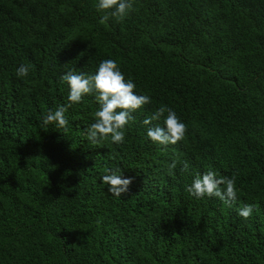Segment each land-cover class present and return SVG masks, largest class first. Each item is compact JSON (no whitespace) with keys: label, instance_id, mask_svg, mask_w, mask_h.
Segmentation results:
<instances>
[{"label":"trees","instance_id":"1","mask_svg":"<svg viewBox=\"0 0 264 264\" xmlns=\"http://www.w3.org/2000/svg\"><path fill=\"white\" fill-rule=\"evenodd\" d=\"M98 2L0 0V264H264V0H133L123 20ZM109 58L151 97L124 142L86 139L95 94L45 130L61 76ZM165 105L187 125L167 146L142 123ZM117 167L121 197L101 182ZM209 169L235 177L231 205L185 191Z\"/></svg>","mask_w":264,"mask_h":264},{"label":"clouds","instance_id":"2","mask_svg":"<svg viewBox=\"0 0 264 264\" xmlns=\"http://www.w3.org/2000/svg\"><path fill=\"white\" fill-rule=\"evenodd\" d=\"M133 7V0H99L97 4L98 11L111 10V16L117 20H123ZM107 19H109L107 15L101 17V23ZM29 71V65L21 64L15 74L23 78ZM61 81L66 83L69 89L68 103L57 107L54 111L48 110L41 119V126L47 130L48 125H54L55 128L63 129L66 133L69 121L65 113L68 108L80 103L85 95L95 94L99 108L94 113V122L86 127L85 133L86 139L93 145L109 136L112 143L122 144L125 139L123 129L133 118L131 114L151 103L150 96L136 94L134 91L136 84L130 79L125 80L118 63L110 58L99 63L94 75L76 73L74 69H69L61 76ZM161 117H164L163 126L152 125L153 121H158ZM142 123L150 125L146 135L153 144L164 146L176 144L183 140L187 132V125L166 105L158 107L152 116L145 118ZM176 166L175 161L170 165L172 169ZM188 169V163L184 162L181 171L186 172ZM101 182L107 185L110 194L121 197L122 193L129 190L132 178H122V170L117 167L107 169L106 174L101 177ZM185 191L196 199L216 197L229 205L238 198L235 177H218L211 169L202 175L197 174ZM255 207L254 204H246L239 209L238 215L248 219Z\"/></svg>","mask_w":264,"mask_h":264}]
</instances>
